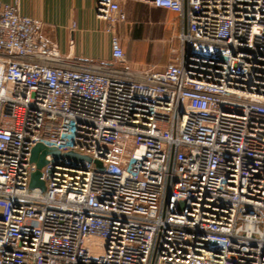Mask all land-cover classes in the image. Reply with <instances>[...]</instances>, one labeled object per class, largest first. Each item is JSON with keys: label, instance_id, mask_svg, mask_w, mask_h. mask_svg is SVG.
Here are the masks:
<instances>
[{"label": "built area", "instance_id": "obj_1", "mask_svg": "<svg viewBox=\"0 0 264 264\" xmlns=\"http://www.w3.org/2000/svg\"><path fill=\"white\" fill-rule=\"evenodd\" d=\"M183 58L140 71L60 55L0 1V264H264V0H143ZM98 18L126 21L115 0ZM43 144L99 161L48 156Z\"/></svg>", "mask_w": 264, "mask_h": 264}, {"label": "crops", "instance_id": "obj_2", "mask_svg": "<svg viewBox=\"0 0 264 264\" xmlns=\"http://www.w3.org/2000/svg\"><path fill=\"white\" fill-rule=\"evenodd\" d=\"M18 4L20 14L44 24V35L61 56L90 63L113 62L118 38L127 63L134 69L163 71L183 58L179 35L185 23L174 12L143 0H115L126 21L114 27L100 20V0H0Z\"/></svg>", "mask_w": 264, "mask_h": 264}, {"label": "water", "instance_id": "obj_3", "mask_svg": "<svg viewBox=\"0 0 264 264\" xmlns=\"http://www.w3.org/2000/svg\"><path fill=\"white\" fill-rule=\"evenodd\" d=\"M52 156L55 162L64 161L65 164L70 166H78L80 163L94 162L100 169H103L101 162L93 161L88 156H83L75 152L62 153L56 148L46 147L43 144H38L32 151L31 162L37 167V170L32 174L30 188H40L46 190V184L42 178V168L48 164L47 157Z\"/></svg>", "mask_w": 264, "mask_h": 264}]
</instances>
